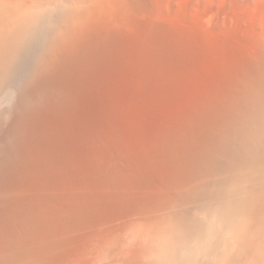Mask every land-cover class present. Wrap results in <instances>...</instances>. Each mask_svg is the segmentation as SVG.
<instances>
[{"label": "bare ground", "instance_id": "6f19581e", "mask_svg": "<svg viewBox=\"0 0 264 264\" xmlns=\"http://www.w3.org/2000/svg\"><path fill=\"white\" fill-rule=\"evenodd\" d=\"M0 0V264H264V0Z\"/></svg>", "mask_w": 264, "mask_h": 264}, {"label": "rangeland", "instance_id": "374dc122", "mask_svg": "<svg viewBox=\"0 0 264 264\" xmlns=\"http://www.w3.org/2000/svg\"><path fill=\"white\" fill-rule=\"evenodd\" d=\"M153 1H155V0H153ZM178 1H179V2H181L182 0H178ZM228 1H229V4H230L232 0H231V1H230V0H228ZM228 1H227V2H228Z\"/></svg>", "mask_w": 264, "mask_h": 264}]
</instances>
